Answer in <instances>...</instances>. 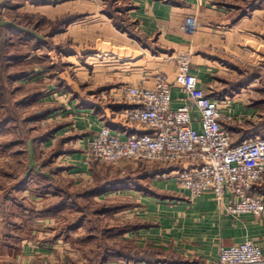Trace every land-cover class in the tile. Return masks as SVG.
I'll list each match as a JSON object with an SVG mask.
<instances>
[{
    "label": "crops",
    "instance_id": "1",
    "mask_svg": "<svg viewBox=\"0 0 264 264\" xmlns=\"http://www.w3.org/2000/svg\"><path fill=\"white\" fill-rule=\"evenodd\" d=\"M44 1L36 5L47 8L50 4L62 3V7L70 8L69 0ZM236 1L106 0L111 4L108 8L111 13H106L101 8L103 4L99 3L79 8L76 13L79 19L69 26L77 25L78 29L95 31L98 38L94 39L93 49H89L84 57L97 59L95 63L100 66L102 63L108 66L98 68V73L107 77L105 81L110 84L99 87L97 91L100 94L109 91L111 105L86 99L76 104L75 98H72L67 102L68 112L71 116L73 114L72 120L65 118L68 122L60 125V135L56 133L55 137H76L77 146L82 147L81 140L95 135L105 124L118 130L141 129L123 121L126 103L117 93L119 88L126 83L153 85V74L160 68L162 55L181 51L192 53L191 71L199 79L200 87L213 97H228L226 112L233 120L227 123V127L233 135L241 132L239 127L245 123H261L264 116V100L261 99L264 98L257 100V97L264 90L255 72L257 59H264V42L257 41L255 33L243 29L245 23H252L254 18L247 20L251 10L247 11ZM252 11L255 14L257 8ZM189 16H195L201 23L195 35L183 29ZM171 79L174 80V76ZM182 96L179 88L173 89L174 108L183 103ZM58 112H47L44 121L49 122V118ZM246 126L249 128L245 130L241 127L242 135L252 128V124ZM54 139L48 142L54 143L53 147L56 145ZM75 151L71 155L66 154V157L76 167L73 171L77 176L80 177L81 172L86 179L90 171L84 152L81 148L80 152ZM145 182L138 183L137 188L124 190L123 194L119 193L125 196L119 198L125 210L109 216L105 213L98 215L99 227L101 220L107 217L111 232L110 241L106 240L103 245L104 251H109L103 260L101 258L104 264H217L223 246L241 244L247 239L258 242L264 249V217L259 221L253 214L233 217L224 211L212 192L190 198V192L181 189L174 176H152ZM82 186L86 187L85 184ZM113 190L115 193L116 189ZM105 193L97 197L101 199ZM119 194L107 197L113 199ZM124 200L125 203H122ZM47 219L44 220L46 225L48 221L51 224L54 222ZM32 223L29 231L37 235V224ZM99 227L98 233L102 234V227ZM55 228L53 224L49 225V229ZM116 228L118 233H113ZM48 234L45 232L46 236ZM56 240L52 245L28 241L22 249L23 260L30 262L38 254L51 258L54 253L62 255V250L68 245L62 239Z\"/></svg>",
    "mask_w": 264,
    "mask_h": 264
},
{
    "label": "rangeland",
    "instance_id": "2",
    "mask_svg": "<svg viewBox=\"0 0 264 264\" xmlns=\"http://www.w3.org/2000/svg\"><path fill=\"white\" fill-rule=\"evenodd\" d=\"M69 1L70 8L62 7V3L45 8L36 5L44 0H0V264H104L101 258L109 251L106 253L103 245L106 240L110 241L104 228L108 229L110 224L107 217L102 219L101 233L105 234L98 233L97 217L104 211L102 204L121 203L119 198L125 197L121 196L124 190L137 188L140 182L146 184L141 179L143 172L160 166L157 163L105 164L92 160L86 164L90 171L86 179L81 172L78 177L73 171L76 167L66 154L71 155L80 148L84 152L83 148L77 146L76 137H55L61 130L60 125L72 120L67 102L75 98L78 104L79 100L86 99L109 106V91L100 94L97 89L110 82L98 73V68L108 67L105 63L100 66L95 63L97 59L80 54L81 50L93 49L94 39L98 38L95 31L78 29L77 25L68 28L60 21L85 8V4H103V10L111 8V4L106 0ZM236 3L251 10L247 20L254 18L243 29L255 33L257 41L264 42V0H237ZM68 51L75 54L70 56ZM257 68L264 69L262 57L257 59ZM261 86L264 90V84ZM260 98H264V91L257 100ZM45 110L60 112L48 122L40 117ZM245 124L241 125L243 130L248 127ZM241 127V132L234 134L235 140L242 136ZM42 136L46 142H40ZM51 138H55L54 147V143H48ZM113 183L118 187L115 193L107 190L101 199L97 197L100 200L85 195L86 187L109 188ZM67 192L68 198L64 197ZM112 194L119 196L107 197ZM84 206L90 210L89 216L84 214ZM46 210L55 215L47 216L53 219L55 230L49 229L50 221L48 225L44 222ZM31 222L37 224V235L29 231ZM45 232L50 234L46 236ZM56 239L68 245L62 255L54 253L51 258L38 254L30 262L23 260L22 249L28 241L52 245Z\"/></svg>",
    "mask_w": 264,
    "mask_h": 264
},
{
    "label": "built area",
    "instance_id": "3",
    "mask_svg": "<svg viewBox=\"0 0 264 264\" xmlns=\"http://www.w3.org/2000/svg\"><path fill=\"white\" fill-rule=\"evenodd\" d=\"M200 27L195 16L187 17L183 25L190 35ZM160 63L153 85L126 83L117 92L126 103L123 121L141 129L103 125L95 135L81 140L86 163L169 166L171 171L158 176H174L190 198L212 192L233 217H264V193L259 192L264 185V136L253 135L234 144L227 127L233 120L226 112L229 99L213 97L200 87L191 71L190 51L164 54ZM174 88L183 94V103L176 108L172 106ZM217 264H264V249L252 239L223 246Z\"/></svg>",
    "mask_w": 264,
    "mask_h": 264
},
{
    "label": "trees",
    "instance_id": "4",
    "mask_svg": "<svg viewBox=\"0 0 264 264\" xmlns=\"http://www.w3.org/2000/svg\"><path fill=\"white\" fill-rule=\"evenodd\" d=\"M38 4V3H37ZM105 12L106 13H111V11L109 10V9H106L105 10ZM246 12V11H245ZM244 12V13H245ZM79 19V16L77 15V14H71V15H69V16H67L66 18H64V20H62V22L60 21V23H62V24H64L65 25V27H70L69 25H71L72 23H74L75 21H77ZM61 31V30H60ZM56 32H58V31H56ZM58 50L59 51H61V48L59 47L58 48ZM89 48H87L86 50H81L80 51V54H82L83 56L85 55V54H87L89 51ZM68 53L70 54V56H72L73 54H75V53H73V52H71V51H68ZM77 53V52H76ZM256 74H257V78H259V79H261V81L263 82V84H264V69L263 68H257L256 69V72H255ZM23 77H21V78H16L15 80H17V79H19V80H21ZM262 101V100H261ZM264 102V101H263ZM49 111H52V110H45L44 111V113L42 114V115H40V117L42 118V119H44L45 117H46V113L47 112H49ZM263 121H261V123H259L258 125L257 124H253V123H248V124H252V128L251 129H248L247 131H245L244 132V134L240 137V138H238V139H234L235 141H234V144H237V143H239V142H241V141H243L244 139H246V138H248V137H250V136H253V135H255V134H261V135H263L264 136V116H263ZM45 136H42L41 137V140H40V142H43L44 140H45V138H44ZM36 146V145H35ZM70 149V148H69ZM69 149H64L63 151H66V150H69ZM172 170V167H169V166H165V165H160L159 167H157V168H153V169H151V170H146V172H143V176H142V178L141 179H146V178H149V177H152V176H158V175H161V174H163V173H168L169 171H171ZM42 173H45V172H43L42 171ZM43 175H45V174H43ZM116 180H123V179H116ZM115 180V181H116ZM106 183V182H105ZM104 183V184H105ZM115 183V182H114ZM111 184L110 185V187L109 188H107V186H106V188H103V186L102 185H100V186H97V187H94V188H92V187H86L85 189H87L86 191H85V195L86 196H89L90 198L91 197H93V198H96L99 194H101V193H103V192H105V191H107V190H113V189H116L117 190V186L115 185V184ZM259 192L260 193H264V185H261L260 187H259ZM70 193L69 192H67V195L66 196H64V197H67L68 198V195H69ZM63 197V196H62ZM61 197V198H62ZM63 201H67L66 200V198H63L62 199ZM60 204H63V202H60ZM102 206H104L103 207V209H104V211L103 212H99V213H101V214H108V216L109 215H112V214H114V213H116V212H119V211H121V210H125V208L124 207H122V205L120 204V203H113V202H111V204H106V203H103L102 204ZM83 208H85V210H84V214L86 215H88L89 214V212H90V210L88 209V207L87 206H84ZM48 212V213H47ZM32 213H34V212H32ZM35 213L37 214V215H39L40 214V212H38V210H35ZM43 214H45V215H43V216H46V218H47V216H49V217H51V216H55V215H53V213L51 212V210H46V212L45 213H43ZM91 215H92V213H91ZM89 216V215H88ZM82 225V223L80 224V225H78V227H80ZM124 229H125V227H123ZM70 229V228H69ZM117 229V228H116ZM113 230L112 232L113 233H118V231H119V229H117V230ZM106 232H108L109 234L111 233L108 229L107 230H105V233ZM104 232H102V234H105ZM110 236V235H109ZM117 252H119V251H117ZM120 253V252H119ZM102 255H100V257H101ZM98 258H99V255H98ZM105 258V256L103 257L102 256V260ZM99 260V259H98Z\"/></svg>",
    "mask_w": 264,
    "mask_h": 264
}]
</instances>
